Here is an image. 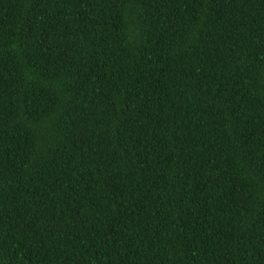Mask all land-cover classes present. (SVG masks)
<instances>
[{
	"label": "trees",
	"instance_id": "1",
	"mask_svg": "<svg viewBox=\"0 0 264 264\" xmlns=\"http://www.w3.org/2000/svg\"><path fill=\"white\" fill-rule=\"evenodd\" d=\"M0 264H264V0H0Z\"/></svg>",
	"mask_w": 264,
	"mask_h": 264
}]
</instances>
